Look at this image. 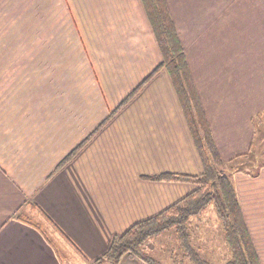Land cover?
<instances>
[{
  "label": "crops",
  "instance_id": "0c3cea01",
  "mask_svg": "<svg viewBox=\"0 0 264 264\" xmlns=\"http://www.w3.org/2000/svg\"><path fill=\"white\" fill-rule=\"evenodd\" d=\"M165 2L217 151L240 162L264 112V0ZM162 62L141 0H0V264H94L196 188L154 178L203 171ZM234 183L264 264V169Z\"/></svg>",
  "mask_w": 264,
  "mask_h": 264
},
{
  "label": "trees",
  "instance_id": "16d2710c",
  "mask_svg": "<svg viewBox=\"0 0 264 264\" xmlns=\"http://www.w3.org/2000/svg\"><path fill=\"white\" fill-rule=\"evenodd\" d=\"M163 56L162 65L167 71L186 123L198 151L203 171L197 176L161 174L154 178L192 181L197 186L181 200L159 214L134 223L120 234L114 235L105 252L94 262L118 264L125 255L137 257L145 264H158L146 254L148 240L173 229L179 249L191 264H210L198 255L190 245L187 223L191 217L201 215L210 203L216 208L219 224L231 258L226 264H261L241 213L236 192L227 175L218 170L223 161L214 144L202 106L192 83L175 25L170 18L165 0H141ZM264 120V112L256 116V122ZM255 144V133L248 153ZM255 168V167H254ZM24 219V218H21ZM30 223V220H23ZM34 224L33 222H31ZM104 260V261H103Z\"/></svg>",
  "mask_w": 264,
  "mask_h": 264
},
{
  "label": "rangeland",
  "instance_id": "374dc122",
  "mask_svg": "<svg viewBox=\"0 0 264 264\" xmlns=\"http://www.w3.org/2000/svg\"><path fill=\"white\" fill-rule=\"evenodd\" d=\"M263 160L264 120L256 122L255 144L251 152L246 155V158L240 162H223L217 168L220 172L227 175L236 192L235 176L241 173L244 177H247V175L250 177L251 175L252 178H257L258 174L264 169ZM262 161L263 165H260L259 163ZM247 214H250L249 216L252 221L255 219L250 212ZM253 230L258 233L259 228L254 227ZM187 231L189 233L190 245L202 259L210 264H226L229 262L231 250L226 243L224 232L219 224L216 208L213 203H210L201 215L193 216L189 219ZM259 249L264 258V243L259 246ZM144 251L158 264H191L181 253L176 233L173 229L148 240Z\"/></svg>",
  "mask_w": 264,
  "mask_h": 264
}]
</instances>
